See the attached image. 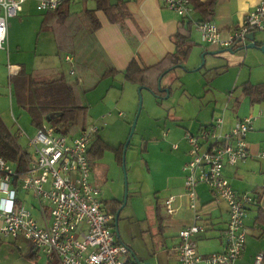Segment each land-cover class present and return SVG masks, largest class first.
<instances>
[{"label":"built area","instance_id":"2783aa9c","mask_svg":"<svg viewBox=\"0 0 264 264\" xmlns=\"http://www.w3.org/2000/svg\"><path fill=\"white\" fill-rule=\"evenodd\" d=\"M24 1L0 0V49L5 47L8 19L21 11ZM74 1L79 0H37L36 9L54 11ZM162 2L182 19L189 20L191 0ZM195 27L208 44L222 48L241 44L248 32L264 30V0L247 13L238 29L226 36L209 20L197 21ZM64 58L71 60L69 55ZM9 68L17 70L14 66ZM254 119L251 115L239 118L225 129L223 117L217 116L196 133H186L189 158L182 166L184 193L194 222L178 232L179 264H233L243 254L247 209L255 197L235 191L223 168L252 156L264 160V147L252 154L246 142ZM98 131V127L90 126L76 134H61L43 125L28 138L31 151L21 148L24 162L20 169L0 156V234L13 239L23 237L43 254L45 264H129L124 259L129 248L113 230L114 214L106 209L99 188L90 181L88 153ZM200 183L214 191L228 207L222 248L207 255L197 251L194 238L204 231L197 207L196 186ZM20 191L30 194L34 201L30 208L20 199ZM173 199L170 196L164 201L167 213L174 211ZM262 259L263 252L257 253L253 264H264Z\"/></svg>","mask_w":264,"mask_h":264},{"label":"rangeland","instance_id":"374dc122","mask_svg":"<svg viewBox=\"0 0 264 264\" xmlns=\"http://www.w3.org/2000/svg\"><path fill=\"white\" fill-rule=\"evenodd\" d=\"M90 5L88 1L87 6ZM10 23L8 20V32ZM254 34L259 37L264 30L254 31ZM193 38L195 43L184 67H176L160 79V87L167 88L168 93L160 92L155 96L148 89L139 92L138 85L117 76L115 80H103L96 89L82 95L88 105L85 128L98 127V136L114 146L124 144L138 113L125 151L127 199L118 218L119 238L130 249L125 260L132 261L134 253L149 264H176L168 259V254L175 251H160L165 248L164 240L153 232L151 210L156 205L163 210L161 200L167 197L171 181L181 177L180 167L187 148L184 132H195L200 125L211 122L212 113L220 114L224 106L225 115L239 111L246 101L240 93L242 82L264 80V51L260 47L246 48L248 42L243 44L241 51L224 50L213 54L205 49L207 45L198 40L196 33ZM6 47L7 52L0 50V104L7 110L12 108L18 125L28 133L18 137V144L31 151L27 142L34 135L35 127L30 123L28 113L9 95L6 64L23 65L27 73L33 68L47 66L66 70L69 65L57 52L51 33L39 32L33 20H28L17 33L11 35L9 32L4 49ZM244 50L250 53L248 57H244ZM173 143L179 148H172ZM90 181L99 188L102 199L123 200V170L112 151L105 150L94 160ZM18 195L27 208L34 203L29 193L20 191ZM252 215L253 212L247 221L249 227ZM249 229L247 241L254 239L253 246L262 250L264 233L253 237L255 230ZM166 241L171 242L170 239ZM199 248L198 244L197 250ZM32 253L34 250L23 237L13 239L0 235V264L46 263L40 251L35 255ZM254 258L235 260L234 264H253Z\"/></svg>","mask_w":264,"mask_h":264},{"label":"crops","instance_id":"0c3cea01","mask_svg":"<svg viewBox=\"0 0 264 264\" xmlns=\"http://www.w3.org/2000/svg\"><path fill=\"white\" fill-rule=\"evenodd\" d=\"M88 1L92 4L89 7L87 6ZM259 1L260 0H215L213 15L209 21H212L220 29L223 36H226L230 31L236 30L242 25L247 13L250 12L259 3ZM124 2L129 13V16H127L124 20V25L121 27L118 24L109 22L105 14L102 11L97 10L95 11V14L100 22V26L96 30L88 29L83 18L84 9L95 8V2L93 0H79L63 4L60 10L68 12L69 15L66 20L67 27L76 28L77 30V35L75 37L76 48L73 53H70L68 51H58L55 42V33L51 29V26L54 23L53 21L50 22L46 28L41 29L42 22L48 16V13L53 11H39L36 9L37 0H25L22 3L21 11L18 12L17 15L8 19L11 20L9 27L11 28L9 30L10 34L12 35L13 33H17L28 20H33L36 22L39 32L51 33L52 42L58 53H60L63 57H65V55H69L71 57L70 61L64 58V61L69 65L66 70L62 68L59 69L56 66H47L33 68L28 73L35 69L54 68L58 72L63 73L69 83L77 82L80 87H90L94 85L93 88L87 91L90 92L96 89L103 80L108 78H114L115 80L117 76H120L124 80L123 73L133 58H135L141 66H151L159 62L165 55L173 53L175 51V44L172 40V35L176 32L178 24L181 20L189 21L191 23L190 38L192 40V45L193 42L195 43L193 33H196L198 40L202 44L207 45L205 48L207 51L215 54L228 49L219 46L216 48L202 41L200 33L195 27V23L204 19L195 9L193 3V9L189 15V20H186L182 19L174 11L166 8L163 5L162 0H124ZM36 12L39 13V17ZM79 28H81V31ZM9 32L7 30L6 40ZM64 32L62 34H64ZM251 33L256 41V46L251 48H257L262 42H264V34L256 37L254 31L247 33L245 42L241 43V45L250 42L248 37ZM257 43L260 44L257 45ZM243 48L244 47L237 51H241ZM0 50L7 52V47ZM249 54L246 53V50H244V57H248ZM10 66L16 67L17 70L15 72L11 71L9 68ZM20 67L24 69V66L20 64H6L9 95L11 94L13 98L14 92L9 78L10 76L15 75L19 71ZM112 68L116 70L114 75L101 78L105 71ZM25 72L27 73V71ZM246 82L255 84L260 82L264 83V80H258L257 82L244 81L242 84ZM241 85L240 93L246 101L242 103L240 110L225 115L224 109H226V107L224 106L220 109V114L216 115L215 112L212 113L211 122L215 117L222 116L224 120V128L227 129L239 118L249 115L254 116L255 119L253 122V128L247 133L246 142L249 151L252 154H255L264 147V104L251 103L249 98L241 92ZM0 119L3 121L8 130L16 137L17 142L19 136H27V131L23 130V128L18 125L17 116L14 114L11 107L7 110L0 104ZM209 123H205L203 125H207ZM201 126L202 125H200L195 132H188L186 130L184 132V138L186 133H196ZM36 129L37 128H35V131ZM78 132L72 134H76ZM96 135H98V132ZM174 144L176 143H173V145ZM173 145L172 148H174ZM20 148L22 147L20 146ZM178 148L179 146L177 145L174 149ZM188 149L189 146L187 144V148L184 150L183 162L180 167V179L171 181L167 190V197L161 200V203H163V210L160 211L158 205L151 210V224L153 226V232L164 240L165 248L160 251H166V253H168L169 249L175 251L174 254H168V259L170 262L175 261L176 264H179L176 249L178 244V232L180 229L194 222L193 211L189 208L188 200L184 193L185 172L182 169L184 162L189 158ZM223 174L235 191L247 192L255 197L254 203L247 209L245 225L247 234L250 232L249 228H253V230H255V233H252L253 237L261 235L264 233V227L254 225V217L256 215L257 208L260 207L264 209V160H260L252 156L244 162H239L234 166L225 165L223 168ZM196 194L198 197L197 207L200 212L199 222L204 226V231L197 234L194 238L196 245H200V248L197 251L201 255H207L222 248L224 242V230L228 220V207L224 200L218 198L214 191L210 190L203 183L196 186ZM170 196L174 197L172 203L174 211L172 213H167L164 201ZM251 212H253V215L250 223L251 227H249L247 221ZM247 234L243 254L241 257L236 259V261L239 260L241 262L246 258L252 259L256 253L263 252L264 250V248H262V250H258L253 246L252 242H254V239L251 238V240L247 241ZM166 239H170L171 242H167ZM118 240L122 242L119 237ZM31 249L34 250L32 247ZM36 252L38 251L34 250V253L32 254L35 255ZM136 256L141 261H146L142 257L138 255ZM129 264H133L131 259L129 260Z\"/></svg>","mask_w":264,"mask_h":264},{"label":"trees","instance_id":"16d2710c","mask_svg":"<svg viewBox=\"0 0 264 264\" xmlns=\"http://www.w3.org/2000/svg\"><path fill=\"white\" fill-rule=\"evenodd\" d=\"M94 9H84L83 18L86 26L90 30H96L100 22L96 17L95 11H102L107 20L111 23L124 25V20L129 13L125 7L124 0H93ZM69 3V2H68ZM195 9L202 15L204 20H210L213 15L215 0L192 1ZM67 4V3H66ZM61 7L48 13V16L42 22L41 29L47 27L50 22H54L51 29L55 33V42L58 51H68L73 53L75 50L76 28L67 27L68 12L60 10ZM81 31V28H79ZM65 31V32H64ZM64 32V34H62ZM191 23L181 20L176 32L172 35L175 44V51L165 55L159 62L151 66H141L133 58L123 73L125 81L143 86L150 90L155 96L160 92L158 90V78L162 77L172 69L183 65L188 59L192 48ZM260 43H257L259 45ZM243 45H234L228 49L237 51ZM114 68L105 71L101 78L114 75ZM161 77V78H162ZM10 84L13 87V94L16 104L26 110L30 117V123L35 128H41L43 125L50 126L55 132L61 134H72L85 128V119L87 113V104L82 100L83 93L87 92L90 87L79 86L77 82L69 83L63 73L54 68L35 69L30 73L20 67L19 71L10 76ZM241 92L247 96L251 103L264 104V83H249L241 85ZM122 146H114L98 135L92 140L88 160L92 167L95 159L100 157L105 150L114 153L116 159L121 163ZM0 156L5 160L15 163L18 169L24 162L23 153L16 140V137L8 130L3 121L0 119ZM121 201L111 199L105 202L107 210L115 215L121 205ZM254 225L264 227V209L257 208L254 217ZM264 263V250L263 259Z\"/></svg>","mask_w":264,"mask_h":264},{"label":"water","instance_id":"95a60500","mask_svg":"<svg viewBox=\"0 0 264 264\" xmlns=\"http://www.w3.org/2000/svg\"><path fill=\"white\" fill-rule=\"evenodd\" d=\"M246 35H245V39H246ZM248 39H250V42L245 46L246 48H251V47L256 46V41H255L254 36H253L252 33L250 34ZM259 47H260V49L262 51H264V42H262ZM227 50L231 51L230 49H227ZM178 67H183V65H178ZM161 77H162V74L158 78V85H157L158 90L168 93V89L167 88H161L160 87V79H161ZM141 89H145V88L143 86H139L138 91L140 92ZM139 103L141 105V98L139 100ZM139 108H140V106H139ZM139 108H138V111H139ZM137 116H138V113L136 114V117L134 118V120H133V122L131 124L130 133H129V135H128V137H127V139L124 142L123 147H122L121 167H122L123 175H124V197H123V200L121 201L122 203H121L120 207L117 209V211H116V213L114 215V221H113V230H114V232H115L117 237H119V231H118L119 213H120L121 209L125 206L126 199H127V179H126L125 162H124L125 161V151H126V148H127L128 144H129V141L131 139V136H132V133H133L136 121H137ZM132 263L133 264H149L147 261H141L134 253H132Z\"/></svg>","mask_w":264,"mask_h":264},{"label":"flooded vegetation","instance_id":"af4514ba","mask_svg":"<svg viewBox=\"0 0 264 264\" xmlns=\"http://www.w3.org/2000/svg\"><path fill=\"white\" fill-rule=\"evenodd\" d=\"M113 199H114V198H113ZM110 200H111V199H110ZM103 202H104V204H105L106 200H104Z\"/></svg>","mask_w":264,"mask_h":264}]
</instances>
